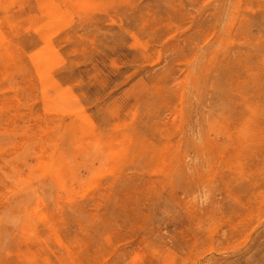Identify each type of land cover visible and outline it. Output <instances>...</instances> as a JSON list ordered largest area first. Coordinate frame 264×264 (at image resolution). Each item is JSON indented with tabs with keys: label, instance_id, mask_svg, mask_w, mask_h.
I'll use <instances>...</instances> for the list:
<instances>
[{
	"label": "rangeland",
	"instance_id": "1",
	"mask_svg": "<svg viewBox=\"0 0 264 264\" xmlns=\"http://www.w3.org/2000/svg\"><path fill=\"white\" fill-rule=\"evenodd\" d=\"M0 264H264V0H0Z\"/></svg>",
	"mask_w": 264,
	"mask_h": 264
},
{
	"label": "bare ground",
	"instance_id": "2",
	"mask_svg": "<svg viewBox=\"0 0 264 264\" xmlns=\"http://www.w3.org/2000/svg\"><path fill=\"white\" fill-rule=\"evenodd\" d=\"M108 208V207H107Z\"/></svg>",
	"mask_w": 264,
	"mask_h": 264
}]
</instances>
